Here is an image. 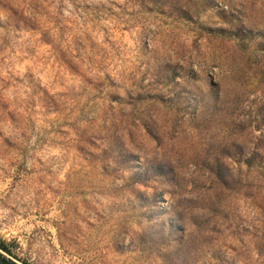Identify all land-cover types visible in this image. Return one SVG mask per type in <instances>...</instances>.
Listing matches in <instances>:
<instances>
[{
  "label": "rangeland",
  "instance_id": "374dc122",
  "mask_svg": "<svg viewBox=\"0 0 264 264\" xmlns=\"http://www.w3.org/2000/svg\"><path fill=\"white\" fill-rule=\"evenodd\" d=\"M263 125L264 0H0L19 264H264Z\"/></svg>",
  "mask_w": 264,
  "mask_h": 264
},
{
  "label": "trees",
  "instance_id": "16d2710c",
  "mask_svg": "<svg viewBox=\"0 0 264 264\" xmlns=\"http://www.w3.org/2000/svg\"><path fill=\"white\" fill-rule=\"evenodd\" d=\"M262 135H264V125L262 126ZM260 140L258 139V142L255 144L253 150L251 151L248 158L244 160V164L248 169L251 168L253 165H258L260 168L264 169V145L261 143L263 140V136H261ZM159 170V168H158ZM216 180L218 182V185L221 189L228 190L230 183L229 180H231V175L226 174L223 177L217 175ZM139 182V181H138ZM181 231H183V228H179ZM178 238V245H181L183 242V234ZM169 238H172V232L168 231V234L166 235ZM150 248V247H149ZM148 248V249H149ZM154 253V251H153ZM155 254V253H154ZM157 256L163 257L162 253L160 254L158 251H156ZM170 255V253L168 254ZM15 253L12 250L11 243L8 241L0 238V264H19L16 262L13 258L15 257ZM22 264H29L26 261H23Z\"/></svg>",
  "mask_w": 264,
  "mask_h": 264
}]
</instances>
